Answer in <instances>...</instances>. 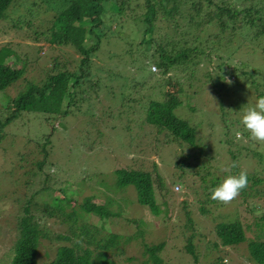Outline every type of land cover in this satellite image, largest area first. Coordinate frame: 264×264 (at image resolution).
<instances>
[{
	"label": "trees",
	"instance_id": "16d2710c",
	"mask_svg": "<svg viewBox=\"0 0 264 264\" xmlns=\"http://www.w3.org/2000/svg\"><path fill=\"white\" fill-rule=\"evenodd\" d=\"M13 1L0 0V20L7 17L8 8ZM59 2L55 7L51 0L40 2L41 6H44L42 10L53 12L49 24L43 26L37 34L46 38L49 45L71 46L79 57L71 70L65 67L62 70L57 69L54 73L48 74L46 82L39 86L29 84L14 98L9 99L12 108L0 121L1 130L2 126L12 119L26 113L33 115L37 123H44L48 130L35 137L26 138V143L30 145L29 151L18 153L19 156L29 155L33 149L35 157L31 160L33 169L29 171V178L21 182L24 192L21 193V200L17 198L21 205L20 214L16 216L15 234L7 252L3 258H0V264H122L133 260L134 257L131 255L122 257L117 250H114L115 254L110 250L108 252V249H119L130 236L134 240L140 238L139 256L143 255L141 262L166 264L160 254L165 246V240L159 239L147 243L143 241L141 235L144 230L138 228L140 222L134 217L126 219L129 224L134 225L135 230L124 239L116 232H106L104 238L95 237L96 231L105 232L110 220L122 216L120 201L105 195L102 201H95L92 194L84 195L77 201L74 191L69 190L67 178L60 177V174L66 170L67 165L68 168L71 165L73 171L75 167L81 165L84 168L80 169L85 172V166L89 165L85 164L86 160L83 162V159L95 153L97 145L102 149L101 143L106 135L116 139L118 145L122 144L121 141L125 138L127 146L123 154H127L128 151L137 152L138 141L136 142L135 137L137 134L143 137L146 133L142 140L143 153L160 154L166 146L173 144L170 162L179 169L176 176L182 177L183 170H186L189 176L192 173L197 174L198 186L205 197L199 204L198 210L205 215L210 214L208 205L215 202L211 199V193L218 186V177L212 173L210 175L207 169L202 174L198 173L197 165L202 170L207 166L197 162L202 152L201 148L193 144L194 127L185 119L175 115L170 104L160 99V87L156 86L152 93L145 87L147 81L154 77V73L148 68L149 60L146 59L149 58L153 69H157L162 74L172 67L179 70L188 69L191 72L193 64L205 58L209 50L213 52L224 48L227 50L230 44L233 46L235 44L237 47L240 38L262 37L264 36V0H60ZM132 3L140 11L132 17H126V10L134 8ZM32 5L37 3L28 1L27 5L22 7L21 13L17 14L12 23L13 26L32 28L30 18L36 16ZM121 14L124 15L123 17L131 18L133 31L137 33H135L137 37L139 36V41L136 40V36L130 37L129 41H126L127 39L123 41L124 45L120 50L109 52L106 57L107 60L115 58L120 62L133 63L134 70L130 73L123 68L124 66L119 69L110 63L101 66L93 64V58H98L100 38L112 37L120 32ZM103 17H106L107 21L108 19L114 21L116 26L111 28L110 25L105 24ZM234 36L237 38L234 39ZM135 40L142 47L138 53L133 54L128 51L127 46L136 44ZM11 52L10 49L2 48L0 55ZM16 58L17 56H14L15 60ZM55 67L57 63L53 61L50 70ZM21 72L22 67L12 68L0 61V91L2 92L6 86L16 80ZM222 75L208 73L203 75L204 82L218 92L220 88L227 86L221 82ZM67 77L72 78L69 85ZM55 82L59 83L56 85ZM103 85L108 90L105 91ZM130 89H133V92ZM176 90L180 92L178 85ZM98 98L104 100L101 102ZM69 116L77 117L79 121L80 133L74 134L73 141L69 140L74 153L70 151L64 153L66 157L63 159L66 161H62L63 164L52 162L48 155L51 145L50 136L56 130L53 121H58L60 129L64 130L67 125L65 123L61 125L59 120ZM142 125L146 126L147 130H144ZM152 129L153 135L149 140L147 134ZM19 149L17 151H20ZM227 152L231 159L235 157L234 152L230 150ZM81 155L83 157L80 160L78 157ZM112 174V184L116 190L122 192L127 185H130L135 200L144 205L151 214H157L154 188L158 189V193L159 189L163 191L165 189L152 160L148 168L124 165L113 168ZM207 175L209 178L205 179ZM34 176L38 179H33ZM252 176L248 175V181L251 180L253 184L259 182L258 178L252 179ZM32 183L36 184L35 190H29L26 194L25 190L31 188ZM40 193L48 197L52 195L53 198L40 203L36 200V195ZM55 193L60 194L59 202H54L57 196ZM69 202L72 204L66 205ZM218 205L220 202L215 204ZM66 207L68 209H65ZM257 208L253 205L250 211ZM262 212L257 221L253 222L256 231L252 236L246 235L248 225H243L237 215L223 219L226 216L224 214L221 216L220 211L217 212L214 215V218L217 217L213 224L214 239L210 242L205 241L206 247L210 246L216 251L219 247L234 248L241 242L244 244L245 259L249 263L264 264V213ZM86 214H93L99 218V226L88 223L85 220ZM45 217L57 218L58 224L65 227L64 231L51 236L56 244L52 255L47 258H43L42 253L38 252L40 240L48 237L49 231L41 221ZM183 217L184 222L181 225L183 228L179 236L183 237L184 232H189L183 237L180 252L173 261L175 264H196L198 256L192 238L193 230L197 227L187 210L183 212ZM113 254L116 258H112ZM204 264H222L221 255L217 253L211 261Z\"/></svg>",
	"mask_w": 264,
	"mask_h": 264
},
{
	"label": "rangeland",
	"instance_id": "374dc122",
	"mask_svg": "<svg viewBox=\"0 0 264 264\" xmlns=\"http://www.w3.org/2000/svg\"><path fill=\"white\" fill-rule=\"evenodd\" d=\"M28 1L37 3V5H32V8L35 9L33 13H36V16L30 18V26L32 28L13 26L12 23L18 16L17 14L21 13L22 7L25 4L27 5ZM42 1L44 0H14L8 8L7 17L0 20V51L2 48L12 51L7 55H0V61L10 65L12 68L22 67V72L16 80L6 86L2 92L0 91V121L4 119L9 109L12 108L9 99L14 98L17 93L23 91L29 84L39 86L46 82L48 74L54 73L57 69L62 70L65 67L71 70L75 67L79 57V54L71 46L49 45L46 38L37 34L43 26L49 24L53 12L42 10L44 7L40 3ZM59 1L51 0L55 4H53L54 7L60 3ZM132 7H134L132 10H126V17H132L139 13L140 9L134 3H132ZM121 16L120 32L112 37L100 38L101 44L97 51L98 58H93V64L101 66L110 63L119 69L124 66L123 68L130 73L134 70L133 63L130 64L127 60V63L120 62L115 58L107 60L106 57L107 53L120 50L124 45V40L127 39L126 41H129L130 37L136 36V32L133 31L134 27L131 25V18L123 17V14ZM105 18L103 17L105 24L110 25L111 28L114 25L116 26L114 21L109 19L107 21ZM163 31L165 32V29ZM136 40L139 41V36ZM136 40V44L126 45L128 51L133 54L138 53L142 47L137 44ZM238 43L237 47H235V44L234 46L230 44L227 50L225 48L216 52L209 50V52H206L205 58L193 64V71L191 72L188 69L179 70L172 67L162 74L157 69H151L152 63L147 58L146 61L149 60L147 62L148 68L154 73V77L147 81L145 87H147V90H151V93L155 91L156 86L160 87V99L170 104L175 115L185 119L189 125L194 127L193 144L201 148L202 152L197 162L207 166V168L202 170L197 165L199 174H202L207 169L210 175L212 173L218 177L219 185L227 175L238 174L241 170H246L248 175H253L252 179L258 178L259 182L253 184L250 180L244 193L240 194L230 204L220 203V205L215 206L219 202L215 201V203L213 201L214 205L213 203L208 205L211 213L205 215L198 210L199 204L204 201L205 197L200 186H198L197 174L192 173L190 170L192 174L189 173V176L186 170H183L182 177L176 176L179 169L172 166V162H170L173 154V144L166 146L160 154L143 153L144 145L142 140L145 138L146 133L143 136L144 138L137 134L135 137L136 142L138 141L136 145L137 152L128 151L127 154H123L126 150L127 140L124 138L121 141L122 144L118 145L116 139H111L109 135H106L101 143L102 149H99L100 145H97V151L83 159V162L86 160L87 163L85 162V164L89 165L85 166V172L80 169L84 168L81 165L80 167H75L74 171L71 165L69 168L68 165L67 167L65 165L66 170L60 174V177L67 178L69 190L74 191L77 201L82 196L89 194L94 195L95 201H102L104 195L117 198L120 201L119 208L122 216L110 220L105 232H102L104 230L96 231L95 237L104 238L106 232H116L124 239L135 230L134 225L129 224L126 219L134 217L140 222L138 228L144 230L141 239L146 243L155 242L159 239L165 240V246L160 252L162 260L166 264H175L173 260L180 252L183 237L189 232H184L183 237L179 236L183 228L181 226L184 222L183 212L187 210L190 217H192L194 225L197 227L193 230L192 238L198 256L196 264H204L211 261L217 253L221 255L222 264H251L245 259L244 244H241V242L239 243L240 245H236L234 248L219 247L216 251H213L210 246L206 247L207 244L205 243V241L210 242L214 239L213 224L217 218H214L217 212L220 211L221 216L223 214L226 216L223 219L237 215L236 217L239 218L243 225H248L245 231L246 235L252 236L256 231L253 222H256L262 210L264 211V144L251 140L249 133L241 124L243 110L246 107L253 106L258 97L264 96V36L240 38ZM14 56H17L16 60ZM53 61L57 63V67L50 70V67L53 66ZM216 66H220V68L217 69ZM208 73L216 76L223 74L221 82L227 86L220 88L218 92L214 88L211 89L205 84V77H203V75ZM71 79V77H67L68 85ZM57 83L59 82H55L56 85ZM177 85L180 92L176 90ZM103 86L105 91L108 90L105 85ZM130 90L133 92V89ZM98 99L101 102L104 100L102 98ZM59 122L61 125L65 123L67 127L64 130L60 129L58 121H53V125H56V130L50 136L51 145L48 156L52 162L63 164L62 161H66L63 159L66 157L63 154L69 151L72 154L74 153L73 146H71L69 140L73 141L74 134L79 132V121L77 117L72 118L69 116L59 120ZM142 127L147 130L146 126L142 125ZM152 131L153 129L147 134L149 140H151L153 135ZM43 132H48L46 125L37 123V119L33 115L26 113L12 119L9 123L2 126L0 130V258H3L7 252L15 234V222L20 214L21 205L17 198L21 200V193L22 191L24 192L21 182L29 178V171L33 169V165H31V160L35 157L33 149H31L32 151H30L29 155L22 154L19 156L18 153L29 151L30 145L26 143V138L35 137ZM237 132L240 133L239 137L236 135ZM107 140L109 142H106ZM17 149L20 151H17ZM227 150L235 153L233 159L230 158ZM82 157L83 155L78 158L81 160ZM151 160L163 180L165 189L164 191L159 189L160 195L158 189L154 188V200L158 211L155 215L151 214L144 205L135 200V195L130 185H127L122 192H119L112 184L113 168L124 165L135 168H148ZM233 162H235L237 167H232ZM207 178H209V175L205 176V179ZM33 179L38 178L34 176ZM35 185L32 183L31 188L29 187L28 190H25V193L28 194L29 190H35ZM174 185H177L176 190ZM55 195L57 196L54 202H59L60 194L55 193ZM52 198V195L48 197L44 193L36 195V200L40 203L49 201V199L52 200ZM67 204L70 205L72 202ZM253 205L258 208L250 211V207ZM65 209H68V207ZM35 214L39 213L35 212ZM85 220L96 226L100 224L99 218L93 214H86ZM41 221H43L49 232L47 238L40 240L38 252L42 253L43 258H47L52 255L53 247L56 244L51 236L57 232L64 231L65 227L58 224L57 218L54 217H45ZM136 239L134 240L130 236L126 242L120 245L119 249L110 248L108 252L110 250L116 254L114 250H117L122 257L126 255L134 257L133 260L131 259V261L123 262L122 264H144L140 261L143 255L139 256L141 253L140 238ZM111 256L116 258L114 254Z\"/></svg>",
	"mask_w": 264,
	"mask_h": 264
},
{
	"label": "clouds",
	"instance_id": "9594fccd",
	"mask_svg": "<svg viewBox=\"0 0 264 264\" xmlns=\"http://www.w3.org/2000/svg\"><path fill=\"white\" fill-rule=\"evenodd\" d=\"M226 82L231 83L230 81ZM241 124L249 133L251 140L264 144V96L258 97L253 106L246 107L243 110ZM236 135L239 137L240 133L237 132ZM232 167H237L235 162H233ZM248 184L246 170H241L238 174H229L212 190L211 199L225 205L230 204L240 196L242 191L248 187Z\"/></svg>",
	"mask_w": 264,
	"mask_h": 264
},
{
	"label": "built area",
	"instance_id": "2783aa9c",
	"mask_svg": "<svg viewBox=\"0 0 264 264\" xmlns=\"http://www.w3.org/2000/svg\"><path fill=\"white\" fill-rule=\"evenodd\" d=\"M151 68L153 69V66H151ZM174 189H177V186H175Z\"/></svg>",
	"mask_w": 264,
	"mask_h": 264
}]
</instances>
